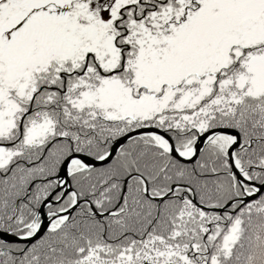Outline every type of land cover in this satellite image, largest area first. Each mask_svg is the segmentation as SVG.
Masks as SVG:
<instances>
[{
	"label": "snow or ice",
	"instance_id": "6c2138e0",
	"mask_svg": "<svg viewBox=\"0 0 264 264\" xmlns=\"http://www.w3.org/2000/svg\"><path fill=\"white\" fill-rule=\"evenodd\" d=\"M0 264H264V0H0Z\"/></svg>",
	"mask_w": 264,
	"mask_h": 264
}]
</instances>
